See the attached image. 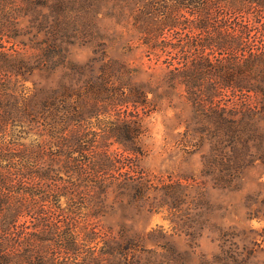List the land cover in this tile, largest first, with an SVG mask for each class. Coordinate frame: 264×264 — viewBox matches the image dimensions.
Segmentation results:
<instances>
[{
	"label": "trees",
	"instance_id": "trees-1",
	"mask_svg": "<svg viewBox=\"0 0 264 264\" xmlns=\"http://www.w3.org/2000/svg\"><path fill=\"white\" fill-rule=\"evenodd\" d=\"M93 1L0 0V264H102L106 251L92 241L109 235L89 217L111 188L147 189L125 153L141 154L159 82L179 87L215 129L264 116V0L134 1L138 31L119 42L154 59L145 82L138 67L104 54L67 59V43L103 53L113 39L69 32L92 23L78 9ZM33 74L44 81L27 85ZM133 241L125 235L121 249Z\"/></svg>",
	"mask_w": 264,
	"mask_h": 264
},
{
	"label": "rangeland",
	"instance_id": "rangeland-1",
	"mask_svg": "<svg viewBox=\"0 0 264 264\" xmlns=\"http://www.w3.org/2000/svg\"><path fill=\"white\" fill-rule=\"evenodd\" d=\"M134 1L141 0H95L87 10L79 8L92 23L69 32L113 39L103 53L79 39L67 43V59L84 65L104 54L138 67L136 80L145 82L142 70L154 66V59L119 42V36L138 31L129 11ZM43 79L30 75L27 85ZM153 97L158 107L146 111L141 154L124 151L147 189L111 188L100 214L89 217L109 235L105 245L101 237L92 241L94 251H106L99 263L264 264V116L245 118L252 124L237 130L215 129L184 100L179 87L159 82ZM111 149L123 150L116 144ZM125 235L134 241L121 249Z\"/></svg>",
	"mask_w": 264,
	"mask_h": 264
}]
</instances>
